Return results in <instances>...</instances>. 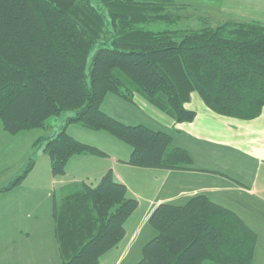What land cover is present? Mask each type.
I'll return each mask as SVG.
<instances>
[{
	"label": "trees",
	"instance_id": "1",
	"mask_svg": "<svg viewBox=\"0 0 264 264\" xmlns=\"http://www.w3.org/2000/svg\"><path fill=\"white\" fill-rule=\"evenodd\" d=\"M176 0H0V123L10 135L47 128L71 111L60 131L38 138L54 177L74 155L106 156L66 132L69 124L104 131L131 148L127 164L189 169L171 135L128 125L105 113L108 93L145 102L173 124L191 122L195 93L215 114L241 120L264 108V25L228 21L190 30H151ZM96 49L89 66L87 59ZM29 163L4 192L19 185ZM109 169L95 185L72 182L52 194L61 264H101L124 236L137 207ZM156 235L136 264H254L256 233L232 210L203 194L182 205L159 204L149 217Z\"/></svg>",
	"mask_w": 264,
	"mask_h": 264
},
{
	"label": "crops",
	"instance_id": "2",
	"mask_svg": "<svg viewBox=\"0 0 264 264\" xmlns=\"http://www.w3.org/2000/svg\"><path fill=\"white\" fill-rule=\"evenodd\" d=\"M248 7L244 9V5L238 12L237 21L264 25V0H251V11ZM139 103L108 93L101 109L125 124H143L171 135L173 145L184 149L191 158L189 169L131 166L126 163L131 152L128 145L104 131L72 127L76 125L72 123L67 126L68 134L107 155L72 156L65 175L53 177L46 194L50 196L51 189L53 194L72 182L95 185L109 169L117 181L125 184L127 195L137 200V207L124 222L123 238L100 256L101 264H136L142 247L156 235L149 224L154 209L162 203L184 204L199 194L235 212L256 233L253 263L264 264V108L251 120L225 117L209 110L193 93L187 108L197 112L195 119L175 125L145 102ZM39 181L30 185L22 181L0 192V264L61 261L52 203L46 205L42 196L46 184L42 177Z\"/></svg>",
	"mask_w": 264,
	"mask_h": 264
},
{
	"label": "rangeland",
	"instance_id": "3",
	"mask_svg": "<svg viewBox=\"0 0 264 264\" xmlns=\"http://www.w3.org/2000/svg\"><path fill=\"white\" fill-rule=\"evenodd\" d=\"M250 4L251 0H176V7L171 8L170 12L167 14L171 19H173V21L152 22L147 25V29L182 31L199 29L205 26L214 27L228 21H237L239 18L238 16H240L239 13L243 10L244 5V9H246V6H249L248 9L251 11ZM96 46L97 45L93 46L89 52L87 66L90 64L91 57L96 49ZM71 113V111H66L60 115L51 117L48 120L51 126H48L49 128L47 127V129H33L22 131L14 135H10L3 131L0 123V187L8 185L17 176L22 174L26 169L29 160L32 159L34 161L33 167L27 173L23 181L30 182L29 185L34 183L38 184L40 183V177H42L43 184H46V190L44 191L45 194L43 193L42 196L45 195L47 206L49 202L52 203V189L50 190V196L46 194L50 185V180L52 182L54 179V176L51 173L50 159L48 154L43 151L42 148L37 150L36 148H33V143L38 138H47L60 131L63 127L65 118L71 115ZM70 126L80 128L78 125ZM43 131H45L46 135L43 134ZM89 180L93 181L92 179ZM29 185L24 188H28ZM258 254L259 253H257V255ZM57 264H61L60 259L57 261Z\"/></svg>",
	"mask_w": 264,
	"mask_h": 264
}]
</instances>
